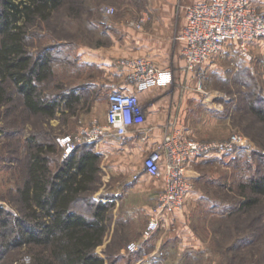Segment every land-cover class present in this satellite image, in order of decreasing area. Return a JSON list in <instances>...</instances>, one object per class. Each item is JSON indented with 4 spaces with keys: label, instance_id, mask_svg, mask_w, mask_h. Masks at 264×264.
I'll list each match as a JSON object with an SVG mask.
<instances>
[{
    "label": "rangeland",
    "instance_id": "rangeland-1",
    "mask_svg": "<svg viewBox=\"0 0 264 264\" xmlns=\"http://www.w3.org/2000/svg\"><path fill=\"white\" fill-rule=\"evenodd\" d=\"M163 1L174 4L177 13L176 29L180 28L179 17L185 16L180 5L186 0ZM150 2L83 0L84 8L81 14L74 17H70L67 6H62L51 20L50 28L40 30L41 38L30 40L31 48L35 51L40 46H53V64L63 62L66 67V72L62 66L56 67L57 76L63 78L68 86L78 85V81L70 75L74 68L71 64L75 56L74 49L69 53L65 50L62 52V47L55 48L54 45L68 41H74L76 44L85 41L81 37L79 40L75 37L69 39V31L75 32V29H80L79 31L92 42L95 38L92 37L93 32L89 31L91 29L104 32L106 29H150L154 21L153 16L156 15L152 12L150 16H145L143 13L146 9H152ZM260 5L264 7V0H260ZM102 8L111 9L112 13L104 15ZM66 61L67 64L64 63ZM181 79L176 77L172 87L176 86L183 94L188 92L185 124L189 138L201 142H223L233 134H240L248 144L238 152L240 158L235 162L233 157L223 155L208 156L193 162L192 191L183 209L173 214L167 224L160 226L144 241L142 235L155 208L158 193L153 191L149 196L142 197L135 187L139 185L154 189L155 178L145 174L140 161L130 163L135 172L130 178L108 174L106 171L111 169L112 162L92 144L101 155L102 170L100 184L93 197L114 194L119 189L121 191L116 204L109 211V229L104 244L97 249L98 253L106 257L107 264H144L147 260L153 261L150 256L152 253L162 254L158 264H186L185 255L188 252L198 254L197 259L192 260L193 264H219L220 257L215 253L216 248L212 243L210 222L238 199V182L245 181L247 174H251L258 163L257 154L253 156V153H264V121L256 118L249 110V103L252 101H255L258 107L264 108V37L251 42L245 53L234 45L225 47L195 73L183 74ZM47 84L45 86H53L52 81ZM93 91L91 98L85 91L80 92L81 96L78 94L73 110L61 107L52 119L41 116L25 118L20 113L19 105L13 103L16 108L7 112V105L10 104H0V205L12 215H18L12 198L16 195L15 190L23 177L24 162L27 158V137L36 133V139L44 141L46 138L43 135L47 133L55 144L52 157L61 160L63 153L56 144L58 136L77 137L84 128L93 123H100L97 116L98 107L105 100L108 90L100 93L97 89ZM49 93H52V90ZM88 113L92 116L89 121ZM93 118L94 122L91 121ZM4 129L7 133H4ZM241 152L243 154H240ZM139 173H142L143 177L140 183L136 184L135 177ZM125 191H129L130 195H124ZM78 209L85 215L91 213L90 204H82ZM186 234L192 235L196 242L184 244ZM131 242L139 244V249L144 253L142 257L135 255L136 252L126 250ZM30 260L27 248L22 246L8 252L0 264H28Z\"/></svg>",
    "mask_w": 264,
    "mask_h": 264
},
{
    "label": "trees",
    "instance_id": "trees-1",
    "mask_svg": "<svg viewBox=\"0 0 264 264\" xmlns=\"http://www.w3.org/2000/svg\"><path fill=\"white\" fill-rule=\"evenodd\" d=\"M62 6H67L70 17L80 15L84 8L83 0H0V104H10L7 112L16 108L15 103L23 117L52 119L61 107L74 109L78 85L68 86L57 76L56 67L62 66L65 72L66 67L63 62L53 64V46L33 51L30 42L41 38L40 30L50 28ZM79 30L69 31V39L81 37L95 45V40ZM89 31L95 39L101 36L98 29ZM73 42L54 46L69 53L75 47ZM49 81L53 86H45ZM249 110L264 121V108L255 101L249 103ZM36 137V133L27 137L23 177L12 198L18 215L0 205V262L11 250L24 246L31 258L28 264H107L97 249L104 244L109 211L117 196L93 197L102 177L101 155L95 145L86 144L58 160L52 157V137L47 133L44 141ZM240 151L234 149L224 157H233L235 162ZM256 154L254 171L238 182V199L210 222L219 264H264V153L258 151L253 156ZM85 203L90 204V215L78 209ZM137 254L142 257L144 253L139 249ZM197 255L186 253V264H193ZM144 264L158 262L147 260Z\"/></svg>",
    "mask_w": 264,
    "mask_h": 264
},
{
    "label": "built area",
    "instance_id": "built-area-1",
    "mask_svg": "<svg viewBox=\"0 0 264 264\" xmlns=\"http://www.w3.org/2000/svg\"><path fill=\"white\" fill-rule=\"evenodd\" d=\"M101 12L108 15L112 10L102 8ZM261 37H264V7L258 0H207L185 5V26L180 35L184 62L181 72L186 75L195 73L229 45L245 53L248 45ZM127 66L137 91L166 87L174 82L175 74L171 68H159L147 58H133L127 61ZM107 103L104 123H93L79 132L77 137L61 135L56 138L63 158L79 146L98 145L110 135L125 136L144 122V108L135 94L111 84ZM146 138L147 134L144 133L141 140ZM247 144L240 134H233L223 142H201L183 136L176 129L165 132L143 159L145 173L162 179L164 185L143 232V241L183 209L192 191L193 162L208 156H224L234 149L245 148ZM139 248L138 243L131 242L126 250L134 253ZM161 255L154 253L150 256L154 262H159Z\"/></svg>",
    "mask_w": 264,
    "mask_h": 264
},
{
    "label": "crops",
    "instance_id": "crops-1",
    "mask_svg": "<svg viewBox=\"0 0 264 264\" xmlns=\"http://www.w3.org/2000/svg\"><path fill=\"white\" fill-rule=\"evenodd\" d=\"M149 1L152 9H146L143 13L150 16L154 12L156 15L153 16L154 21L150 29H106L105 32L98 29L101 36L96 37L95 45L82 41L75 44L72 62L74 68L70 71V75L78 81L76 95L85 91L91 98L93 90L97 89L99 93L105 92L106 89L109 91V86L115 84L125 92L135 94L143 105L142 125L134 127L125 136L110 135L96 145L97 150L112 162L111 169L106 172L123 178L134 175L130 163L140 161L143 165V157L161 140L165 132L176 129L188 137V127L185 124L188 92L180 93L179 89L176 86L173 88L172 85L137 91L130 78L127 61L138 57L151 60L159 68H171L175 74L174 80L176 77L181 79L183 75L181 72L184 64L181 54L183 42L180 35L185 26V16L179 17L180 28L176 29L177 13L174 4H167L163 0ZM203 1L207 0H186L180 8L185 13V5ZM258 3L260 4V0ZM101 104L97 116L99 122L104 123L108 107L107 95ZM90 113L87 114V121L92 117ZM91 121L94 122V118ZM144 133L147 134V138L141 140ZM191 174L193 175V172ZM142 177V173H139L135 177L137 179L135 183L139 184ZM154 181V189L136 185V192L142 197L149 196L153 191L159 195L164 187L163 180L155 178ZM119 191L120 189L113 195L119 196L121 192ZM124 195H130L129 191H125ZM184 236V244L196 242L192 235Z\"/></svg>",
    "mask_w": 264,
    "mask_h": 264
}]
</instances>
